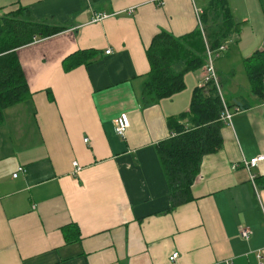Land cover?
Returning <instances> with one entry per match:
<instances>
[{
  "label": "crops",
  "instance_id": "1",
  "mask_svg": "<svg viewBox=\"0 0 264 264\" xmlns=\"http://www.w3.org/2000/svg\"><path fill=\"white\" fill-rule=\"evenodd\" d=\"M210 2L0 0V15L26 8L65 29L17 50L31 97L6 109L0 125V264H258L257 255L264 264V189L256 181L264 161L243 168L264 156V101L229 87L233 108L247 109L221 128L222 150L203 158L191 200L172 209L156 147L198 82L188 74L172 98L142 99L152 38L205 28ZM226 2L243 24L226 50L233 45L242 60L263 50L264 0ZM94 13L110 17L92 23ZM86 50L97 52L92 61L67 71L64 60ZM121 114L130 123L123 137L113 129Z\"/></svg>",
  "mask_w": 264,
  "mask_h": 264
},
{
  "label": "trees",
  "instance_id": "2",
  "mask_svg": "<svg viewBox=\"0 0 264 264\" xmlns=\"http://www.w3.org/2000/svg\"><path fill=\"white\" fill-rule=\"evenodd\" d=\"M213 18L212 23L208 21ZM207 40L212 50L239 34L242 23L232 17L226 0H212L201 16ZM208 24V25H207ZM65 29L30 17L26 8L0 15V125L6 109L19 105L31 97L17 50L35 40L52 37ZM95 50L76 52L64 60L67 71L86 65L95 57ZM150 66L143 86L142 99L146 105L157 104L184 91L186 75L205 65V45L198 28L184 36L166 32L156 34L146 49ZM179 66V69L177 68ZM249 83V94L264 101V49L243 59ZM213 82L192 89L186 112L168 117L166 125L170 137L158 143L156 150L169 191L171 208L191 200L190 189L199 174L205 156L222 150L221 116L224 105L233 110ZM239 110L247 109L240 105ZM264 189V176L256 179Z\"/></svg>",
  "mask_w": 264,
  "mask_h": 264
},
{
  "label": "built area",
  "instance_id": "3",
  "mask_svg": "<svg viewBox=\"0 0 264 264\" xmlns=\"http://www.w3.org/2000/svg\"><path fill=\"white\" fill-rule=\"evenodd\" d=\"M108 17H110V15L105 14V13H94V15L91 19V22L92 23H98V22H101V21L107 19ZM196 17H197V20L200 21V19H199L200 13H197ZM198 28H199L200 34L202 36V39L204 41L205 57H206L205 65L201 68L202 69V78H201V85H199V86L205 85L209 82H213L216 85L217 89H219L218 78L216 75L214 64H215L216 59L219 58L220 55L227 49V44L225 42L224 44L220 45L217 49L211 50L208 46V42L206 41V37H205L206 30H205V28L201 24H199ZM106 54H109V51H107ZM239 111L240 110L237 108H235L233 110H229L224 105V114L221 116V119H220L221 122H223V124L230 123L233 115ZM129 126H130V123H129L128 116L126 114H121L113 120L114 132L119 137H123L126 134V131L128 130ZM84 142L87 143L88 140L85 139ZM260 161H264V156H258L256 158H252L248 162H243V168L250 172L253 168H255L257 166L258 162H260ZM73 168H74L75 174H78L81 171V167L76 162L73 163ZM23 171H24L23 168H19L18 171L13 175V177H16L19 172H23ZM250 176H251L250 177L251 180H253L254 179L253 176L252 175H250ZM249 235H250L249 230H245V229L240 230V238L241 239L248 240ZM177 257H178V254H176V253L173 254L170 258V262L176 261ZM256 257L259 261L258 264H262L260 255H257Z\"/></svg>",
  "mask_w": 264,
  "mask_h": 264
},
{
  "label": "rangeland",
  "instance_id": "4",
  "mask_svg": "<svg viewBox=\"0 0 264 264\" xmlns=\"http://www.w3.org/2000/svg\"><path fill=\"white\" fill-rule=\"evenodd\" d=\"M205 37L207 40L206 32H205ZM229 47H230V50L229 51L226 50L220 56V58L215 61V64H214V68L216 72L218 73V75L221 76V78L224 81V87L227 85L228 82L233 81L231 84L228 83V87L226 86L227 88L224 89L223 94L224 96H225V93L229 95V87L235 88V84H236L240 88V90L237 89V91H240V93H243L246 95L247 92H249L250 87H249V83H248L245 70L243 67V60L241 59V57L239 56V53L237 52L236 48L233 47V45H229L228 49ZM177 68L179 69V66H177ZM199 70L193 73H190L193 76L191 77L193 82H195V77H196V82H198L197 86L201 84V80L199 81V76H200ZM233 75H234V80H233ZM225 97L227 99V96ZM26 110L24 109V116H27V118L29 119V115H27ZM28 119H24L25 124L28 123Z\"/></svg>",
  "mask_w": 264,
  "mask_h": 264
}]
</instances>
